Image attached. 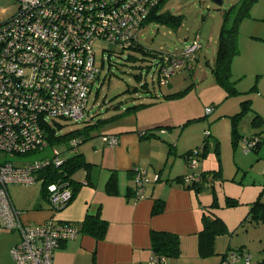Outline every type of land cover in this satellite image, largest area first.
I'll return each mask as SVG.
<instances>
[{"label":"built area","instance_id":"obj_1","mask_svg":"<svg viewBox=\"0 0 264 264\" xmlns=\"http://www.w3.org/2000/svg\"><path fill=\"white\" fill-rule=\"evenodd\" d=\"M16 12L0 23V157L23 156L48 148L47 129L54 119L83 121L88 117V96L99 74L97 55L109 56L132 48L138 34L161 0H14ZM201 45L194 38L177 54H162L155 64L158 84H168L177 71L190 68ZM213 107H207L209 114ZM207 134L206 136H209ZM102 141L118 144L116 135ZM76 145L77 141H73ZM254 142L243 141L249 152ZM198 151L187 161L193 172L184 183H200L196 171ZM51 157L15 165L0 158V223L5 230L18 231L21 239L10 250L14 264H54L58 246L78 234L70 222L49 219L39 225L25 224L8 193L12 184L33 185L38 174L59 169L64 160L53 149ZM157 177H155L156 180ZM135 199L145 197L146 174L133 175ZM53 211L65 208L73 198L68 182L46 186ZM229 259V260H228ZM250 264V257L232 253L223 264ZM153 254L149 264H165Z\"/></svg>","mask_w":264,"mask_h":264},{"label":"rangeland","instance_id":"obj_2","mask_svg":"<svg viewBox=\"0 0 264 264\" xmlns=\"http://www.w3.org/2000/svg\"><path fill=\"white\" fill-rule=\"evenodd\" d=\"M220 1L165 0L161 3L157 15L178 16L180 24L171 26L156 19L148 20L137 38L146 53L135 48L117 51L109 56L104 53L103 62L99 53L97 62L100 71L93 81L87 104L89 122L109 117L114 120L112 124L100 127L99 132L121 130L135 125V121L139 125L166 124L169 121L170 126L164 128L165 125H161L163 127L154 130H168L173 135V143L179 142L182 146H185L186 140H189L186 144L189 146L196 139L197 145L191 150L205 147L204 156L198 157L197 172H206L209 177L201 182V190L197 192L194 189L193 193L208 206L215 202L217 206L211 209L212 212L222 211L221 205H226L227 197L236 199L239 204L238 195L244 200L249 188L245 191L243 188L250 186L248 181L251 177L244 176L245 170L257 160L258 154L244 151L242 143L253 135L264 136V0H255L249 16L239 26V53L231 64V80L238 93L232 97H227L224 89L218 85L213 69L224 14L239 0ZM16 8L14 0H0V23L12 16ZM196 37L201 49L192 63V69L177 71L169 77L168 84L160 86L155 70L158 59L154 55L177 54ZM172 94L175 95L167 97ZM244 101L249 102L250 108L243 111L241 103ZM207 107H213L209 114L206 113ZM237 114L239 140L233 146L231 118ZM256 115L262 122L254 125ZM84 125L83 121L62 118L50 122L56 136ZM210 132L218 146L213 136H206ZM53 149L62 160L76 153L65 144L56 143L28 155H7L6 160L22 166L51 157ZM236 162L240 164V169L236 167ZM190 171L193 172L190 169L188 173ZM82 175L83 172L79 171L75 178L79 179ZM40 192V181L33 185L12 184L8 187L13 201L30 198L34 194L39 196Z\"/></svg>","mask_w":264,"mask_h":264},{"label":"crops","instance_id":"obj_3","mask_svg":"<svg viewBox=\"0 0 264 264\" xmlns=\"http://www.w3.org/2000/svg\"><path fill=\"white\" fill-rule=\"evenodd\" d=\"M161 125L165 128L171 124L168 121L139 125L135 121V125L121 130L96 131L87 141L72 148L75 154L82 155L87 166L76 172H83L79 179L75 178L76 173L72 175L78 187L70 203L59 211L52 210L41 192L39 196L34 194L15 201L11 198L25 224L39 225L53 219L77 227V236L62 242L56 249L54 264H149L153 255L151 231L168 232L179 238L178 257L167 259L165 264H223L232 253L248 255L250 264H259L264 259V253L260 252L264 247V225L244 222L251 203L257 197L264 199V145L257 160L245 170L244 176L251 177L250 186L243 188L244 191L249 188L244 200L238 195L240 204L234 207L220 204L222 211L211 210L223 220L226 232L215 236L213 255L203 258L199 253L198 233L202 228V216L210 205L195 197L194 189H187L176 180L188 173L185 154L197 145V141L195 139L189 146L186 145L189 140L185 141V146L173 143V135L168 130H154L163 127ZM145 131L153 133L142 137L140 133ZM105 135H116L118 144L104 143L101 137ZM209 136H213L212 132ZM0 158L7 159V156ZM235 164L240 169V164ZM136 169L148 178L145 197L139 200L133 194L132 171ZM112 176L116 193L107 190ZM158 203L162 204V211L153 214V207ZM87 217H97L106 223L102 239L82 232V223ZM20 239L18 231L0 227V264H14L10 250ZM238 264H242V260Z\"/></svg>","mask_w":264,"mask_h":264},{"label":"trees","instance_id":"obj_4","mask_svg":"<svg viewBox=\"0 0 264 264\" xmlns=\"http://www.w3.org/2000/svg\"><path fill=\"white\" fill-rule=\"evenodd\" d=\"M165 0H161L163 4ZM255 0H239L238 4L232 5L224 14L223 23L218 35V48H217V57L216 64L213 69V76L221 88L226 92L227 97H232L236 95L238 92L234 87V83L231 80V64L233 59L238 55V31L239 26L242 20L249 16V11L254 4ZM153 11V13L149 16L148 20L156 19L160 23H166L171 26H178L180 24V18L178 16L160 14L157 15V10L160 6ZM147 20V21H148ZM146 21V22H147ZM146 24V23H145ZM137 50L143 51L146 53L145 49L138 44L132 47ZM162 54L154 55L157 59L160 58ZM193 63V62H192ZM192 68V64L190 69ZM167 95L168 96H174ZM242 110L249 109V102L244 101L241 103ZM239 114L233 116L232 120V144L233 146L237 145L239 140V135L236 130V120ZM90 118V117H89ZM89 118L83 120L85 125L76 130H72L63 134L61 136H56L55 131L49 127L47 129V140L49 143L48 147L53 146L56 143H63L68 148H74L87 141L93 132L98 131L100 127H102L107 122L113 120L112 117L107 119H97L95 122L90 123ZM262 122V119L259 116H255L253 119V124L257 125ZM152 131L141 132L140 135L142 137L152 135ZM206 137V136H205ZM252 141L254 144L250 148V151L258 154L262 145H264V136L253 135L250 138H245V140ZM73 141H77L76 145H72ZM216 145L218 146V142L216 141ZM194 150L198 151V157L204 156L205 147L201 146L195 148ZM190 150L185 154V162L187 164L188 159L193 155V151ZM199 160V159H198ZM87 163L83 159L81 154H75L69 159H65L63 165L59 169H47L38 174V178H43L44 182L41 184V193L42 196L46 197V186L51 182L61 180L63 182H68V185L74 195L76 188L78 187V183H73L72 175H74L81 168H86ZM202 176V181L208 179L209 175L206 172L200 173ZM134 175V171H132V177ZM184 176L176 178V180L183 185L187 189H195L197 192L201 190V182L200 183H192L185 184L183 180ZM107 190L110 193H116L117 187L115 183V179L112 176L108 181ZM133 194L135 196V189H133ZM238 204L236 199L227 197L226 205L230 207H234ZM217 204L213 202L207 208V211L204 212L202 216V228L198 233L199 236V253L203 258L209 257L213 255V240L215 236L224 234L226 232V226L223 220L217 216H215L212 212V208H216ZM162 211V204H155L153 207L152 213L158 214ZM244 222H248L253 225H264V201L261 200V197H257L250 205L249 211L244 218ZM73 224V223H72ZM1 227V223H0ZM2 228V227H1ZM106 223L100 220L97 217H87L85 221L82 223L81 230L82 232L89 233L93 235L97 239H102L106 233ZM151 241V249L152 253L166 259H174L179 255V238L177 235L163 232V231H151L150 234ZM261 253H264V247L260 250ZM259 264H264V259L260 261Z\"/></svg>","mask_w":264,"mask_h":264},{"label":"water","instance_id":"obj_5","mask_svg":"<svg viewBox=\"0 0 264 264\" xmlns=\"http://www.w3.org/2000/svg\"><path fill=\"white\" fill-rule=\"evenodd\" d=\"M216 2L220 3L221 1L220 0H215Z\"/></svg>","mask_w":264,"mask_h":264}]
</instances>
